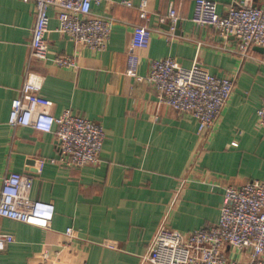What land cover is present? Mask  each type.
I'll use <instances>...</instances> for the list:
<instances>
[{
	"label": "crops",
	"instance_id": "1",
	"mask_svg": "<svg viewBox=\"0 0 264 264\" xmlns=\"http://www.w3.org/2000/svg\"><path fill=\"white\" fill-rule=\"evenodd\" d=\"M120 1L92 5L93 13L113 19L101 52L58 32L49 10V49L74 56L75 67L31 63L43 76L40 94L53 102L51 114L71 109L104 129L99 163L77 168L48 161L58 153L51 133L7 122L28 69L34 10L31 2L0 0V188L9 173L30 175L29 197L54 207L47 229L0 218V231L14 237L0 251L2 264H149L142 256L161 224L181 233L212 224L225 187L264 182V126L256 123L264 67L254 59L264 52L252 48L254 58H243L232 37L196 27L190 21L195 0H146L144 21L138 18L141 0H129L131 7ZM211 1L224 14L235 0ZM253 3L264 7V0ZM170 5L176 22H159ZM138 23L150 29L147 45L135 50L139 76L147 74L152 60L171 57L183 67L199 64L215 76L233 78L232 95L205 135L197 134L190 114L160 104L150 84L125 75ZM67 228L73 230L71 239L64 235Z\"/></svg>",
	"mask_w": 264,
	"mask_h": 264
},
{
	"label": "built area",
	"instance_id": "2",
	"mask_svg": "<svg viewBox=\"0 0 264 264\" xmlns=\"http://www.w3.org/2000/svg\"><path fill=\"white\" fill-rule=\"evenodd\" d=\"M23 1L31 2L34 10L29 63L19 96L11 102L7 122L10 127H28L37 132L51 133L58 151L56 157L48 160L53 164L77 168L96 165L100 161L105 136L103 127L71 109L58 116L51 114L53 102L40 94L43 76L34 73L30 67L33 60L75 67L74 56L53 53L49 49L46 39L49 10L54 12L57 31L74 44L91 51H104L113 19L93 13L92 5L112 0ZM119 3L132 6L129 0ZM137 9L138 18L146 20L149 16L146 0H141ZM177 18V11L170 5L159 22L175 23ZM190 21L196 27L213 28L223 38L232 37L235 52L243 58H254L249 51L252 48H264V7L255 6L253 0H235L224 14L217 11L214 1L195 0ZM149 37L150 29L146 25L138 23L134 26L125 75L150 84L158 102L172 107L178 115L190 114L197 122V134L205 135L217 124L223 107L232 95L233 78L215 76L199 64L183 67L171 57L152 60L147 74L139 76V59L135 50L145 47ZM254 59L264 67V56ZM256 117L257 126H264V97L256 110ZM43 162L38 161L39 164ZM32 180V176L17 172L3 178L0 218L47 229L54 207L50 202L29 197ZM64 235L68 239L73 238L72 228H67ZM13 241L12 234L0 231V251ZM227 249L233 254L229 255ZM235 252L246 253L247 256L237 258ZM142 260L149 264H264V182L253 180L225 187L218 220L212 224L186 233L161 224Z\"/></svg>",
	"mask_w": 264,
	"mask_h": 264
},
{
	"label": "water",
	"instance_id": "3",
	"mask_svg": "<svg viewBox=\"0 0 264 264\" xmlns=\"http://www.w3.org/2000/svg\"><path fill=\"white\" fill-rule=\"evenodd\" d=\"M257 50L264 52V48L255 47Z\"/></svg>",
	"mask_w": 264,
	"mask_h": 264
}]
</instances>
